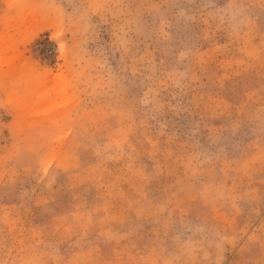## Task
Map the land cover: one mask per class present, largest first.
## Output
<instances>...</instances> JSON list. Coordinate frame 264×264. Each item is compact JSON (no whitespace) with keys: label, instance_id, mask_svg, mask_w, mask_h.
Returning <instances> with one entry per match:
<instances>
[{"label":"rangeland","instance_id":"374dc122","mask_svg":"<svg viewBox=\"0 0 264 264\" xmlns=\"http://www.w3.org/2000/svg\"><path fill=\"white\" fill-rule=\"evenodd\" d=\"M0 264H264V0H0Z\"/></svg>","mask_w":264,"mask_h":264}]
</instances>
